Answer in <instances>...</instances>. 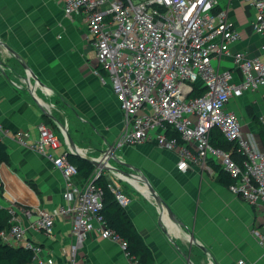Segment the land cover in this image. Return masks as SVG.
Segmentation results:
<instances>
[{"label":"crops","instance_id":"0c3cea01","mask_svg":"<svg viewBox=\"0 0 264 264\" xmlns=\"http://www.w3.org/2000/svg\"><path fill=\"white\" fill-rule=\"evenodd\" d=\"M218 2L239 33L230 49L264 60V36L254 30L251 6L245 0ZM0 40L38 78L35 82L27 77L19 60L0 45V123L8 131L1 139L8 160L0 163V207L14 210L15 218L26 228L27 239L52 254L55 264H134L119 242L94 231L72 253L75 239L67 216L55 219L51 235L30 224L40 211L63 202L65 180L43 155L20 145L14 132L28 130L35 137L37 125L45 122L61 135L58 124H63L81 153L99 157L124 127L123 111L109 80L95 72V51L83 13L66 17L63 0H0ZM219 66L234 69L230 57L222 58ZM227 109L238 117L242 132L264 149L260 137L264 85L232 97ZM61 143L58 152L67 151L66 141ZM115 150L121 163L112 159L109 163L135 173L140 180L109 170L103 175L115 178L130 196L125 209L151 250L153 264H240V259L242 264H264V245L253 234L262 221L259 207L232 193L214 172L198 166L181 170L175 152L151 142ZM142 176L174 217L135 187L134 182L147 189ZM82 180V176L76 177V181Z\"/></svg>","mask_w":264,"mask_h":264},{"label":"built area","instance_id":"2783aa9c","mask_svg":"<svg viewBox=\"0 0 264 264\" xmlns=\"http://www.w3.org/2000/svg\"><path fill=\"white\" fill-rule=\"evenodd\" d=\"M245 1L254 10V30L264 36V0ZM218 4V0H63V9L66 17L83 13L95 51V72L109 80L123 111L124 127L114 148L151 142L175 152L178 168L184 171L198 166L214 172L209 162L218 164L233 179L228 189L259 207L262 221L253 234L264 245V149L242 132L238 117L227 109L232 97L264 85V60L230 49L239 33ZM225 57H230L234 69L220 68ZM196 87L203 91L191 95ZM214 127L234 146L240 160L210 142ZM168 128L179 138L167 135ZM37 130L33 137L28 130L18 129L14 137L59 169L65 188L63 202L40 211L31 227L51 235L55 219L67 216L75 239L72 253L93 231L125 249L126 242L98 214L102 189L94 180L103 172L95 167L93 179L76 181L77 166L67 160L66 150L58 152L65 140L62 130L59 135L45 122ZM7 132L0 123V140ZM108 152L105 148L100 153L102 161ZM107 186L126 208L131 198L115 178L108 177ZM8 209L10 226L0 231L2 240L30 248L32 264H55L52 254L27 239L26 228Z\"/></svg>","mask_w":264,"mask_h":264},{"label":"trees","instance_id":"16d2710c","mask_svg":"<svg viewBox=\"0 0 264 264\" xmlns=\"http://www.w3.org/2000/svg\"><path fill=\"white\" fill-rule=\"evenodd\" d=\"M203 89L194 88L191 95L200 94ZM169 136L179 138L177 132L171 128L166 130ZM260 137L264 145V130H260ZM210 142L214 146L221 147L226 151L231 152V156L235 160H240V155L235 151L234 146L228 142L221 131L214 127L210 132ZM8 160V150L6 145L0 140V163ZM67 160L75 164L78 168V173L83 179H93L94 165L88 160L75 155L67 154ZM210 167L216 174V179L229 186L233 179L225 172L218 164L209 162ZM94 183L102 189V208L98 211L104 220L106 227L114 231L119 239L126 242L125 252L128 254L133 263L153 264V255L149 247L145 244L141 234L137 231L134 223L128 215L126 209L121 207L111 189L107 186V179L103 174L95 178ZM10 212L6 207H0V231L7 229L10 226ZM0 264H32V251L22 245H12L4 242L0 236Z\"/></svg>","mask_w":264,"mask_h":264},{"label":"water","instance_id":"95a60500","mask_svg":"<svg viewBox=\"0 0 264 264\" xmlns=\"http://www.w3.org/2000/svg\"><path fill=\"white\" fill-rule=\"evenodd\" d=\"M0 45H3L16 59L19 60V62L21 63V65L25 69L27 77L28 76L32 77L35 82H38L37 76L30 70L29 66L26 63H23L21 61L19 55L14 50H12L10 47L6 46L1 40H0ZM29 86H30V84H29ZM30 90L32 92V86L30 87ZM43 113H44V115L49 116V114L45 110V108H43ZM50 117H51V115H50ZM58 125H59L60 129L62 130V132L64 134L65 141H66V144H67V152L69 154L75 155V156H78V157H82V158L88 160L89 162H91L94 165V167H97V168L100 169V171H99L100 173L103 172L104 170H109V171H112L114 173H119V174H121V175H123L125 177H128V178L132 177V178H136V179L140 180L139 178L136 177V175H134L135 173L129 172V171H125V170L120 169L119 167L109 163L110 159H112L113 161L121 163V161L115 155V151H116L115 149L116 148H114L113 145H107L106 148L109 150V152L106 154V157H105L104 161H102V158H103L102 155L99 156V157H90V156H88L86 154L81 153L78 150L77 146L74 144L73 139L71 138V136L67 132L65 126L63 124H58ZM102 152H103V150L100 151V153H102ZM105 162H108V163L105 164ZM137 175H138V173H137ZM142 182H144L146 184V186H147V190L148 191L146 193L154 199L156 204L159 206L160 210L163 212V209H165V210L168 211V213L171 214V216H173L172 212H171L170 208L168 207V205L166 204V202L157 194L155 189L145 179V177H143ZM190 237H191V235H190ZM191 238H193V236ZM199 247H201L203 250H205V247H203L202 245H199Z\"/></svg>","mask_w":264,"mask_h":264},{"label":"bare ground","instance_id":"6f19581e","mask_svg":"<svg viewBox=\"0 0 264 264\" xmlns=\"http://www.w3.org/2000/svg\"><path fill=\"white\" fill-rule=\"evenodd\" d=\"M117 174V173H116ZM120 175V174H118ZM120 176H123V175H120ZM124 177V176H123ZM133 181V180H132ZM134 182V181H133ZM135 185L136 188H138L139 190L143 191V192H147V189L146 190H142L140 189V187L138 186V184L136 182L133 183ZM144 184V183H143Z\"/></svg>","mask_w":264,"mask_h":264},{"label":"rangeland","instance_id":"374dc122","mask_svg":"<svg viewBox=\"0 0 264 264\" xmlns=\"http://www.w3.org/2000/svg\"><path fill=\"white\" fill-rule=\"evenodd\" d=\"M220 4V3H219Z\"/></svg>","mask_w":264,"mask_h":264}]
</instances>
